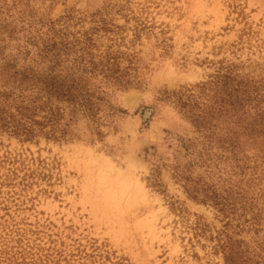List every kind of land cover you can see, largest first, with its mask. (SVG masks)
Listing matches in <instances>:
<instances>
[{
    "label": "rangeland",
    "instance_id": "rangeland-1",
    "mask_svg": "<svg viewBox=\"0 0 264 264\" xmlns=\"http://www.w3.org/2000/svg\"><path fill=\"white\" fill-rule=\"evenodd\" d=\"M0 264H264V0H0Z\"/></svg>",
    "mask_w": 264,
    "mask_h": 264
},
{
    "label": "trees",
    "instance_id": "trees-1",
    "mask_svg": "<svg viewBox=\"0 0 264 264\" xmlns=\"http://www.w3.org/2000/svg\"><path fill=\"white\" fill-rule=\"evenodd\" d=\"M53 95H58L59 98L69 100L73 105V112L77 111V108L87 113H94L97 106H95L93 100V93L85 86H80L76 81L57 83L53 80L51 84L47 86Z\"/></svg>",
    "mask_w": 264,
    "mask_h": 264
}]
</instances>
